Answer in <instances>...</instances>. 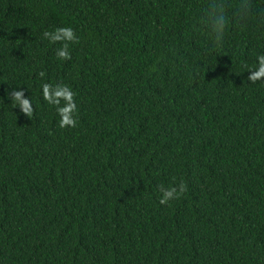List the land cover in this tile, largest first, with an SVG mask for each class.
Returning a JSON list of instances; mask_svg holds the SVG:
<instances>
[{
	"label": "trees",
	"instance_id": "obj_1",
	"mask_svg": "<svg viewBox=\"0 0 264 264\" xmlns=\"http://www.w3.org/2000/svg\"><path fill=\"white\" fill-rule=\"evenodd\" d=\"M261 55L264 0H0V264H264Z\"/></svg>",
	"mask_w": 264,
	"mask_h": 264
},
{
	"label": "clouds",
	"instance_id": "obj_2",
	"mask_svg": "<svg viewBox=\"0 0 264 264\" xmlns=\"http://www.w3.org/2000/svg\"><path fill=\"white\" fill-rule=\"evenodd\" d=\"M224 19L223 16L217 18L215 31L217 32L218 38L219 33L223 28ZM44 37L49 40L50 43H62V47H60L56 55L58 58L67 60L70 59L71 53L69 51V44L73 42H77V37L71 27H60L55 29L52 32H45ZM258 65L255 70H250L251 73L248 77V80L255 82L264 78V55L259 56ZM43 98L49 104L57 107L58 115L60 116L59 126L61 128L64 127H75L76 120L73 118V113L76 111V105L73 99V92L67 86L58 85L53 87L49 84H44L42 86ZM23 92H15L13 96H11L12 103L19 107L22 113L26 116H31L33 113L32 101L30 99H24ZM63 100L64 106L60 107V102ZM186 191V185L183 183L177 186L170 187H161L160 189V203L168 204L170 201L179 199L180 196Z\"/></svg>",
	"mask_w": 264,
	"mask_h": 264
}]
</instances>
